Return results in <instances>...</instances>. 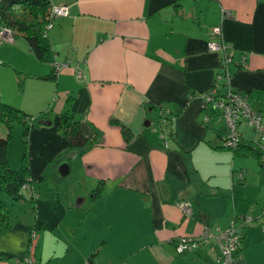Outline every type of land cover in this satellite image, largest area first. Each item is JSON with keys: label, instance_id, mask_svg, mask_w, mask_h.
<instances>
[{"label": "crops", "instance_id": "1", "mask_svg": "<svg viewBox=\"0 0 264 264\" xmlns=\"http://www.w3.org/2000/svg\"><path fill=\"white\" fill-rule=\"evenodd\" d=\"M48 1L69 14L43 28L42 60L21 37L0 42V102L32 119L26 152L37 189L33 202L10 207L0 264L30 254L36 264H214L217 244L177 256V240L244 215L255 221L240 228L233 264H264V183L258 165L249 182L245 162L256 160L220 149L223 132L201 119V96L223 65V54L207 49L219 26L234 55L231 83L264 123V0ZM62 63L69 67L46 79ZM164 110L174 118L167 147L157 126ZM62 113L78 121L83 149L56 132ZM238 129L252 134L245 123ZM248 186L261 189L257 197Z\"/></svg>", "mask_w": 264, "mask_h": 264}, {"label": "trees", "instance_id": "2", "mask_svg": "<svg viewBox=\"0 0 264 264\" xmlns=\"http://www.w3.org/2000/svg\"><path fill=\"white\" fill-rule=\"evenodd\" d=\"M52 7L53 6L50 5L48 0H0V28H5L9 30L12 33L13 38L18 36L26 40L32 53L38 59L42 60L45 57L48 48L47 44L44 43L45 35L43 33V28L48 26L50 23L54 22V20H51ZM229 53L232 54L231 51ZM231 64H234V55H231ZM235 64L237 63L235 62ZM223 69L224 66L222 65L221 71ZM228 73H229V69H228ZM55 75L56 74L54 73L53 70L52 76H47L46 79H51V77L53 76L55 77ZM216 78L217 75L215 76L211 86L206 90V92L202 94V96L205 93H207L212 88V86H214L215 82L217 81ZM225 78L226 77H223V79L220 81L222 86L227 85L231 87V89H233L234 92L245 95L248 98V102L252 106L251 100L249 99V95L246 92L237 90L236 88L233 87V84L231 83L232 82L231 75L229 74L228 81ZM19 86L20 87L22 86L21 81H19ZM202 101L205 106L204 119L208 120L205 121V125L210 123V121H213L217 125H222L224 127L223 128L224 131L221 137L222 143L220 149L232 151V154L234 156L246 155L253 157L258 165L260 182L264 183V167L262 164V157L259 151V145L261 143L260 134L256 133L253 127L250 126L246 121L240 120L237 124L238 145L231 149L226 148L224 140L227 136V130L224 122L220 119V110L213 109L211 105L206 103L204 98H202ZM208 109H210L212 113ZM255 111L257 110L255 109ZM28 117L30 116L26 115L20 109L0 102V125L5 127L7 131L4 137L0 136V230L7 229L10 227V211L2 201L1 199L2 195L8 196L9 198H11L13 201L16 202L20 201L21 199H25L30 202L34 201L32 196L26 190L23 191L21 189V187L24 184H26L29 180L32 179L27 161H23L22 165L14 170L10 167L8 161V155H7L8 140L10 138V131L14 123H21L23 125L22 135L25 141L28 139L29 127L26 125V122L32 120L31 118ZM42 119L43 118H40L39 120L41 121ZM173 119L174 118L171 119V122L169 124L170 125L169 133L166 136V143H167V139L172 135ZM240 123L243 124L245 123L246 127L252 132L250 136L241 135V132L238 129ZM157 126L160 131L159 135H161L164 125L161 122H158ZM146 127L148 128L149 126L146 125ZM121 129L124 136L129 139L130 135L128 134V130H126L124 127H121ZM56 132L61 137L67 140L68 146L71 149H77V150L83 149L88 143L87 138L83 135L80 129L78 121L75 120L73 115L69 113H62L59 115ZM160 140L164 143V141L161 138ZM243 175L244 174L242 171H238L235 174L236 177L235 176L233 177L241 181L243 179ZM33 189L35 191L34 194H37L36 193L37 189L35 187H33ZM99 190L100 189L93 191V195L97 196L98 193L100 192ZM263 212H264V207L261 216L259 218L261 224H264ZM234 223L236 224V222ZM31 242L32 244L35 242V236L31 238ZM241 242H242V238L240 236V245L236 250V252L234 253V257L240 251ZM176 244L174 249L176 248ZM200 249L185 254L197 253ZM94 255L95 253L91 254L90 258L93 257Z\"/></svg>", "mask_w": 264, "mask_h": 264}, {"label": "built area", "instance_id": "3", "mask_svg": "<svg viewBox=\"0 0 264 264\" xmlns=\"http://www.w3.org/2000/svg\"><path fill=\"white\" fill-rule=\"evenodd\" d=\"M224 17H231V13L222 9L221 11ZM69 14V7L66 5L54 6L51 9V20L56 18L66 17ZM52 25L50 23L45 28H49ZM212 35L216 36L218 40L210 41L207 44L209 51H217L223 54L222 64L224 69L217 74L216 82L212 88L205 93L202 98L206 103L211 105L213 109L220 110V119L224 122L227 130V136L224 140L226 148H234L238 145V133L237 124L240 120L246 121L256 133L260 134L261 143L259 145V151L262 157V164L264 167V124L262 121V114L255 111V109L248 102V98L245 95L234 92L231 87L225 85L222 86L220 81L223 77L229 80L228 69L231 64V53H229L228 46L223 42L221 38V27L215 26L212 29ZM14 38L12 33L5 29L0 28V42L11 44ZM229 51V52H228ZM69 67V64H54V73L58 74L63 69ZM73 72L76 78H82V72L75 67ZM228 83V82H227ZM173 118L172 113L169 110H164L160 113V122L164 125L160 138L164 141L165 147H167L166 136L169 133V124ZM208 121L204 119V122ZM26 188V186H24ZM31 191H27L30 195L34 194V189L29 186ZM24 191V189H22ZM184 216L190 215V208L188 204L181 206ZM264 215V212H263ZM239 225L231 223L229 227L221 229L216 227L214 229L204 227L201 233L197 236H184L177 240L176 254L183 255L197 251L203 246L215 243L218 245L219 251L216 256L215 264H233L234 253L240 245V228L249 225L255 221L253 216L244 215L239 218ZM261 228L264 231V224H261ZM16 264H36L35 259L30 254L25 258L17 261Z\"/></svg>", "mask_w": 264, "mask_h": 264}, {"label": "rangeland", "instance_id": "4", "mask_svg": "<svg viewBox=\"0 0 264 264\" xmlns=\"http://www.w3.org/2000/svg\"><path fill=\"white\" fill-rule=\"evenodd\" d=\"M210 112L211 110L208 109ZM212 113V112H211ZM204 113L201 116V119H204ZM206 127L210 128L211 130L213 129H217L220 132L224 131V127L222 125H212V121H210V123L206 124ZM1 132L3 134H1ZM5 132L6 129L5 127L0 125V134L5 136ZM23 133V125L21 123H14L12 125L11 131H10V138L8 140V148H7V155H8V161L10 164V167L12 169H17L22 165L23 161H27L29 159L28 157V139L25 141L24 137L22 135ZM3 136V137H4ZM231 155H232V151H228ZM245 162H247L248 166V175H249V182H251V177H252V173L254 172L253 175H255V171L257 173V164L253 159H247ZM246 164V163H245ZM238 171V168H235ZM32 179L29 180L26 184H24L21 189H24L26 191H31L29 188L32 187ZM34 185H37L34 183ZM24 186H26V188H24ZM246 193H248L249 195L253 194V197H257L256 194L260 193V190H254V188H252L251 186L246 187L245 189ZM35 193V191H33ZM32 198L34 199V196H36V194H32L31 195ZM28 198V197H26ZM2 201L4 202V204L6 205V207L10 210V207L12 209V207H17L16 205V201H13L11 198H9L8 196L2 195L1 197ZM254 199V198H253ZM259 202V201H256ZM262 213V212H261Z\"/></svg>", "mask_w": 264, "mask_h": 264}, {"label": "water", "instance_id": "5", "mask_svg": "<svg viewBox=\"0 0 264 264\" xmlns=\"http://www.w3.org/2000/svg\"><path fill=\"white\" fill-rule=\"evenodd\" d=\"M62 167H66V166H65V165H62L61 168H62ZM62 175H64V174H62Z\"/></svg>", "mask_w": 264, "mask_h": 264}, {"label": "bare ground", "instance_id": "6", "mask_svg": "<svg viewBox=\"0 0 264 264\" xmlns=\"http://www.w3.org/2000/svg\"><path fill=\"white\" fill-rule=\"evenodd\" d=\"M178 256V255H177Z\"/></svg>", "mask_w": 264, "mask_h": 264}]
</instances>
